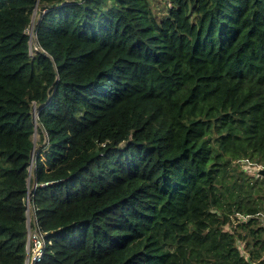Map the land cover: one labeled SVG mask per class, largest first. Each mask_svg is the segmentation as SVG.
<instances>
[{"label":"trees","instance_id":"obj_1","mask_svg":"<svg viewBox=\"0 0 264 264\" xmlns=\"http://www.w3.org/2000/svg\"><path fill=\"white\" fill-rule=\"evenodd\" d=\"M158 1L0 0V264L28 197L39 264H264V0Z\"/></svg>","mask_w":264,"mask_h":264},{"label":"built area","instance_id":"obj_2","mask_svg":"<svg viewBox=\"0 0 264 264\" xmlns=\"http://www.w3.org/2000/svg\"><path fill=\"white\" fill-rule=\"evenodd\" d=\"M163 1H165L169 5L168 0H163ZM42 12H44V10ZM29 26H31L30 32H27L29 28L28 27L25 33L28 36L29 54L31 55L33 47H35V50H37L38 46L36 44V30L34 27V22L32 23L31 21ZM33 42H35V45L33 44ZM33 110H34L33 117L34 119H36L37 113H36L35 107L33 108ZM241 164H242V168L244 170L251 172L255 178L261 177L259 175V171L261 169H264V166L251 165L247 160L243 161ZM25 214H26V220H25L26 240H25L24 264H39L42 259L45 246L47 243H50V241L46 240V234L43 231H41L38 225L34 211L31 209L30 204H29V197L26 199ZM253 217H255L258 220L259 226L263 230V238H264V212L262 211V212L256 213ZM248 218L249 216L243 217V219H248ZM239 245H238V248H239ZM240 255L248 259L247 253L246 254L240 253ZM251 264H256V263H251Z\"/></svg>","mask_w":264,"mask_h":264},{"label":"rangeland","instance_id":"obj_3","mask_svg":"<svg viewBox=\"0 0 264 264\" xmlns=\"http://www.w3.org/2000/svg\"><path fill=\"white\" fill-rule=\"evenodd\" d=\"M159 2V4H157L156 5V7L157 8H163V1H158ZM155 5V4H154ZM40 11V9H39V7H37L36 8V11H34L33 12V14H32V19H31V21H32V23L35 21V18H37V16H38V14H36V12H39ZM30 28H31V26H29V28H28V30H27V32H30ZM33 44L35 45V42H33ZM33 45V46H34ZM35 50V47H33V49H32V51H34ZM33 54V52L31 53V55ZM38 140H39V135H38V133H35V134H33V136H32V142L34 141V153H33V155L36 157V155H35V151L40 147V145H38V144H36V142H38ZM34 156H33V164H34ZM32 164V165H33ZM229 228L228 227H225V230H228ZM239 242V241H238ZM237 242V245H239V249H240V253H243V254H246V252H245V250H244V248H243V243H238Z\"/></svg>","mask_w":264,"mask_h":264},{"label":"water","instance_id":"obj_4","mask_svg":"<svg viewBox=\"0 0 264 264\" xmlns=\"http://www.w3.org/2000/svg\"><path fill=\"white\" fill-rule=\"evenodd\" d=\"M33 113H34V110H33ZM36 132H34V134H35ZM34 141H33V150H32V154L34 153ZM32 164H33V162L31 163V166H32ZM259 175L261 176V177H263L264 178V169H261L260 171H259Z\"/></svg>","mask_w":264,"mask_h":264},{"label":"bare ground","instance_id":"obj_5","mask_svg":"<svg viewBox=\"0 0 264 264\" xmlns=\"http://www.w3.org/2000/svg\"><path fill=\"white\" fill-rule=\"evenodd\" d=\"M26 215V214H25Z\"/></svg>","mask_w":264,"mask_h":264}]
</instances>
